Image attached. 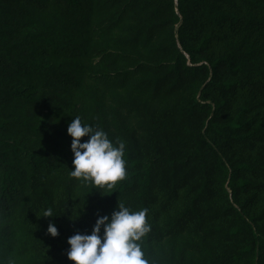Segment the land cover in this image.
Returning a JSON list of instances; mask_svg holds the SVG:
<instances>
[{"label":"trees","instance_id":"1","mask_svg":"<svg viewBox=\"0 0 264 264\" xmlns=\"http://www.w3.org/2000/svg\"><path fill=\"white\" fill-rule=\"evenodd\" d=\"M76 116L126 146L111 190ZM118 202L149 264H264V0H0V264H72Z\"/></svg>","mask_w":264,"mask_h":264},{"label":"clouds","instance_id":"2","mask_svg":"<svg viewBox=\"0 0 264 264\" xmlns=\"http://www.w3.org/2000/svg\"><path fill=\"white\" fill-rule=\"evenodd\" d=\"M67 134L72 138L70 178L100 192L113 189L125 179L126 146L122 141L114 143L105 131L82 123L79 116L69 124ZM83 137L88 139L81 142ZM146 215L147 209L131 211L118 202L110 217L97 218L90 235L77 233L68 239V260L72 264H149L140 243L151 229ZM40 217L56 216L53 208L47 207ZM47 233L53 238L58 235L54 223H49Z\"/></svg>","mask_w":264,"mask_h":264}]
</instances>
